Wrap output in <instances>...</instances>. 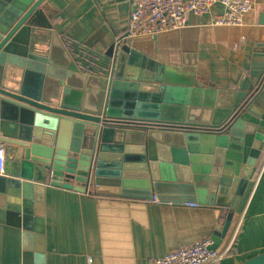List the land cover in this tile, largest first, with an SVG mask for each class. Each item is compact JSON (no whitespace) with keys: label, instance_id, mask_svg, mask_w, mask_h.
Instances as JSON below:
<instances>
[{"label":"water","instance_id":"water-1","mask_svg":"<svg viewBox=\"0 0 264 264\" xmlns=\"http://www.w3.org/2000/svg\"><path fill=\"white\" fill-rule=\"evenodd\" d=\"M44 1L0 0V221L23 230L26 257L33 241L42 247L46 183L123 196L119 187L134 176L137 199L233 210L263 149L264 64L252 91L217 90L122 37L97 63L100 73L85 72L55 30L37 26ZM253 37L263 47L264 35ZM236 264H264V251Z\"/></svg>","mask_w":264,"mask_h":264},{"label":"crops","instance_id":"crops-1","mask_svg":"<svg viewBox=\"0 0 264 264\" xmlns=\"http://www.w3.org/2000/svg\"><path fill=\"white\" fill-rule=\"evenodd\" d=\"M129 11L128 0H45L35 15L36 25L55 30L72 57L87 54L95 64L91 71L97 74V62L104 64L103 57L124 36ZM221 12L217 5L211 10L212 14ZM260 17L263 24H259ZM210 20L209 15L187 14L185 26L178 30L155 38L127 39L132 48L157 62L187 68L185 74L197 86L252 91L255 71L264 64V43L260 48L251 40L264 35V0H255L242 26H212ZM126 179L132 184L119 187L120 192L125 190L123 196L43 184L42 247L33 241L34 248L26 257L23 230L0 221V264H39L35 254L42 256L43 264H149L181 246L217 236L231 212L230 226L216 249L227 245L237 218L242 216L244 221L230 253L215 264H236L264 251V149L231 211L207 204L137 199L133 196L136 177Z\"/></svg>","mask_w":264,"mask_h":264},{"label":"built area","instance_id":"built-area-1","mask_svg":"<svg viewBox=\"0 0 264 264\" xmlns=\"http://www.w3.org/2000/svg\"><path fill=\"white\" fill-rule=\"evenodd\" d=\"M128 1L130 4V11L127 28L123 36L126 39L140 36L155 38L161 33L178 30L185 26L187 14H192L194 16L209 15L211 16L210 24L212 26L239 27L245 24L246 15L252 11L255 3V0ZM215 5L222 8L220 14L211 13ZM86 55L87 54L82 52L80 54L77 53L74 57L80 62L84 60L85 64L83 65V71L91 73V69L95 64L92 63L89 56ZM98 72L100 73V69ZM2 163L3 155L0 149V174H2ZM152 201L160 204L154 196ZM243 221L244 219L242 216L237 218L234 223L233 234L228 240L227 245L222 249H211L212 240L206 238L172 250L160 258L152 260L149 264H215L230 253ZM88 261L90 262V258Z\"/></svg>","mask_w":264,"mask_h":264}]
</instances>
